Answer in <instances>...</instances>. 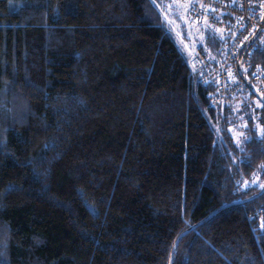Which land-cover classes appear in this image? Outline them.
<instances>
[{"label": "trees", "instance_id": "16d2710c", "mask_svg": "<svg viewBox=\"0 0 264 264\" xmlns=\"http://www.w3.org/2000/svg\"><path fill=\"white\" fill-rule=\"evenodd\" d=\"M170 1L0 0V264H168L264 187V106L210 102ZM172 264H264V194Z\"/></svg>", "mask_w": 264, "mask_h": 264}, {"label": "built area", "instance_id": "2783aa9c", "mask_svg": "<svg viewBox=\"0 0 264 264\" xmlns=\"http://www.w3.org/2000/svg\"><path fill=\"white\" fill-rule=\"evenodd\" d=\"M176 1L185 5L188 20L207 26L220 37L221 48L217 56L199 46L192 58L191 66L199 74L201 85L213 89L210 102L213 105L228 102L245 90L238 70L243 54L241 71L264 99V0ZM258 28L261 33L245 50Z\"/></svg>", "mask_w": 264, "mask_h": 264}, {"label": "rangeland", "instance_id": "374dc122", "mask_svg": "<svg viewBox=\"0 0 264 264\" xmlns=\"http://www.w3.org/2000/svg\"><path fill=\"white\" fill-rule=\"evenodd\" d=\"M164 18L174 41L185 56L191 60L192 65V58L196 49L199 46H204L205 34L211 30L205 25H197L188 20L185 5L176 0L170 1V4H168L164 11ZM261 106L262 104L260 102L256 105L259 109ZM244 127V124L241 122L231 129L234 140L239 146L244 141L242 137V129ZM261 133L262 131L259 129V134L261 135ZM257 180V178H254L252 184H257Z\"/></svg>", "mask_w": 264, "mask_h": 264}, {"label": "water", "instance_id": "95a60500", "mask_svg": "<svg viewBox=\"0 0 264 264\" xmlns=\"http://www.w3.org/2000/svg\"><path fill=\"white\" fill-rule=\"evenodd\" d=\"M262 25H264V16H263V19H262ZM260 33H261V28H258L257 31H256V33L247 42V44L245 46V50H248V48L253 44V42L256 40V38L259 36ZM244 57H245V54L242 55V57L240 59V62L238 64V70H239L240 78L243 81V83L245 84V86L247 87V89L251 92V94H253L255 96V98L257 100H259L262 103V105L264 106V99L256 92V90L254 89V87L252 86V84L246 79V77L244 76V74L241 71V65H242V62L244 60ZM263 194H264V187L262 188V190L258 194H256L255 196H253V197H251V198H249L247 200L240 201V202L229 203V204L223 205L220 208H218L216 211H214L211 215H209L208 217H206L203 221H201L200 223H198V224L190 227L189 229H187L186 231H184L183 233H181L177 237V239L175 240V242H174V245H173L172 250H171V253H170L169 263L168 264H172V262H173L174 253H175V250H176V247H177L178 243L181 241V239H183L190 232L196 230L200 225H202L203 223H205L207 220H209L212 216H214L215 214H217L221 210L226 209V208L231 207V206H234V205H237V204L247 203L249 201H252V200H254V199L262 196Z\"/></svg>", "mask_w": 264, "mask_h": 264}]
</instances>
